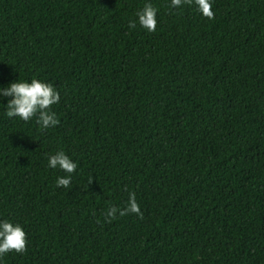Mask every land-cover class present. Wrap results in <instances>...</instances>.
I'll use <instances>...</instances> for the list:
<instances>
[{"label": "trees", "instance_id": "16d2710c", "mask_svg": "<svg viewBox=\"0 0 264 264\" xmlns=\"http://www.w3.org/2000/svg\"><path fill=\"white\" fill-rule=\"evenodd\" d=\"M146 2L155 32L128 26ZM211 2L213 20L170 0H0V88L60 94L47 130L0 95V220L28 239L0 264H264V0ZM129 192L143 219L107 222Z\"/></svg>", "mask_w": 264, "mask_h": 264}, {"label": "clouds", "instance_id": "9594fccd", "mask_svg": "<svg viewBox=\"0 0 264 264\" xmlns=\"http://www.w3.org/2000/svg\"><path fill=\"white\" fill-rule=\"evenodd\" d=\"M184 5L195 6L205 18L213 20L215 18L211 0H170L171 8H179ZM158 9L151 3H144L143 7L136 12L138 21H130L129 28H136L137 22L148 32H155L157 27ZM0 95L10 97L6 104V115L9 118L19 117L27 122L36 118V123L44 130L55 127L59 124V119L52 105L60 102V94L52 83L42 81L37 78L27 80H16L7 87L0 88ZM48 167L59 168L67 175L59 176L56 179L58 187L70 188L72 174L77 169V164L63 150L56 151L48 157ZM93 176L87 177V183L91 184ZM136 215L143 219V212L137 202L135 192H129L128 201L125 206L117 207L109 205L104 212L107 222L115 220L117 216ZM28 239L22 225L14 223L8 219L0 220V258L5 254L15 251L23 254L27 251Z\"/></svg>", "mask_w": 264, "mask_h": 264}]
</instances>
